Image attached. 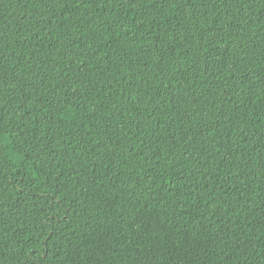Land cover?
Listing matches in <instances>:
<instances>
[{"label": "trees", "instance_id": "16d2710c", "mask_svg": "<svg viewBox=\"0 0 264 264\" xmlns=\"http://www.w3.org/2000/svg\"><path fill=\"white\" fill-rule=\"evenodd\" d=\"M0 264H264V0H0Z\"/></svg>", "mask_w": 264, "mask_h": 264}, {"label": "snow or ice", "instance_id": "6c2138e0", "mask_svg": "<svg viewBox=\"0 0 264 264\" xmlns=\"http://www.w3.org/2000/svg\"><path fill=\"white\" fill-rule=\"evenodd\" d=\"M161 2H166V0H161ZM188 2H192V3H194L195 2V0H185V3L187 4ZM174 7H176L177 5H173Z\"/></svg>", "mask_w": 264, "mask_h": 264}]
</instances>
